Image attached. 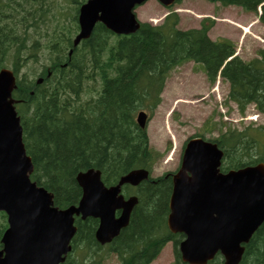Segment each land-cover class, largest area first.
Masks as SVG:
<instances>
[{
  "label": "trees",
  "instance_id": "obj_1",
  "mask_svg": "<svg viewBox=\"0 0 264 264\" xmlns=\"http://www.w3.org/2000/svg\"><path fill=\"white\" fill-rule=\"evenodd\" d=\"M207 1L237 5L249 12L261 5L259 20L264 25V0ZM43 2L0 0V59L7 49H13L22 62L36 60L39 51L49 50L50 77L40 85L18 80L14 97L23 99L18 114L25 148L34 164L31 179L53 192L55 205L66 207L78 201L81 190L75 176L80 170L98 168L104 183L110 185L132 168H151L156 154L134 115L138 109L154 110L169 71L183 61L200 64L211 82L220 72L229 82L228 95L239 112L252 103L264 118V48L248 61L237 56L227 60L234 54V44L210 39L207 31L212 22L200 29L181 30L172 13L161 25L142 23L136 33L114 42L110 32L96 24L91 36L68 56L64 50L71 41L64 37L65 26L58 19L45 25L49 7L44 9ZM42 25L53 28L41 30ZM45 73L43 69L42 76ZM94 85L99 90L89 96ZM254 131L252 135L248 129L219 131L212 141L224 152L221 170L264 162V124ZM166 175L139 185V203L130 223L111 243L100 245L95 240L96 219L77 220L72 250L62 264H103L112 254L119 264H151L169 241L179 264L180 235L165 226L172 188L171 176ZM5 227V214L0 212V236ZM218 259L208 264H221ZM240 264H264V222L245 245Z\"/></svg>",
  "mask_w": 264,
  "mask_h": 264
},
{
  "label": "water",
  "instance_id": "obj_2",
  "mask_svg": "<svg viewBox=\"0 0 264 264\" xmlns=\"http://www.w3.org/2000/svg\"><path fill=\"white\" fill-rule=\"evenodd\" d=\"M144 1L88 0L80 7V32L73 44L88 37L97 21L118 34L135 32L139 23L132 9ZM158 1L169 6L174 0ZM15 87L13 73L1 69L0 211L6 213L7 228L0 238V264H58L71 248L74 214L99 220L95 237L100 243L118 236L137 203L135 196L125 199L119 194L121 185L139 184L147 179V171L132 170L109 188L100 181L99 171L79 173L76 180L82 195L77 207H54L52 193L29 178L33 165L11 98ZM146 117L143 111L137 114L141 128ZM222 156L215 143L192 138L185 145L180 168L172 175L166 223L171 232L183 233L179 252L187 264H207L218 252L223 264H239L244 244L264 222V163L223 173L219 171Z\"/></svg>",
  "mask_w": 264,
  "mask_h": 264
},
{
  "label": "rangeland",
  "instance_id": "obj_3",
  "mask_svg": "<svg viewBox=\"0 0 264 264\" xmlns=\"http://www.w3.org/2000/svg\"><path fill=\"white\" fill-rule=\"evenodd\" d=\"M43 3L44 8L49 7L45 25L59 21L60 26H65L64 37L73 38L77 28L75 4L72 0H44ZM35 4L37 3H32L33 6ZM169 10L176 14L179 29L199 28L204 19L206 24L213 21L208 36L211 39L231 40L236 45V52L244 60L255 57L258 49L264 45V26L257 22L256 14L246 13L237 6H223L205 0H183L180 4L165 8L156 0H148L136 7L135 13L140 21L160 24ZM45 25H42L41 30L48 28L50 31L53 28H45ZM33 32L35 31L32 30L31 33ZM50 61L49 50L42 49L38 52V59H29L26 64H21L18 77L26 74L27 78H32L34 73L49 66ZM13 63L12 57L7 56L0 66L11 68ZM227 92L226 82L218 79L210 84L201 67L192 61H184L171 69L160 94L161 101L152 111L146 126L149 148L159 153L152 162L153 177L178 169L183 145L192 136L201 135L205 139H212L217 137L220 129L226 130L225 126L242 129L246 125L252 127L248 128L249 134H255L253 128L263 123L261 117L254 118L252 115L256 112L249 106L245 114L240 115L233 102L227 101ZM91 94L92 92L89 93ZM144 110L150 114L148 110ZM224 120L226 123L223 122L221 127L220 121ZM261 139L263 143V133ZM124 190L127 192L128 189ZM174 259L173 245L169 242L151 264H176ZM218 260L221 261V258ZM118 262L117 256L112 255L104 264H119Z\"/></svg>",
  "mask_w": 264,
  "mask_h": 264
}]
</instances>
